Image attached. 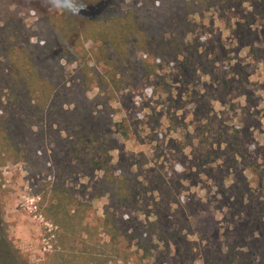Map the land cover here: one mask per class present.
Returning <instances> with one entry per match:
<instances>
[{
  "label": "rangeland",
  "instance_id": "374dc122",
  "mask_svg": "<svg viewBox=\"0 0 264 264\" xmlns=\"http://www.w3.org/2000/svg\"><path fill=\"white\" fill-rule=\"evenodd\" d=\"M99 1L69 0V10L57 6L63 0H22V44L52 53L56 23L82 26L153 5ZM189 23L184 42L168 40L152 52L156 76L108 101L114 122L103 138L107 153L130 171L136 189L118 253L102 228L103 171L78 173L71 182L92 210L88 243L99 260L91 264H264V0H223ZM84 37H67L63 48L95 53L97 44ZM62 63L68 73L77 67ZM37 155L33 175L21 150L0 148V264H63L73 247L85 249L81 240L53 242L52 175L40 164L50 152L40 146ZM133 225L143 238L129 237Z\"/></svg>",
  "mask_w": 264,
  "mask_h": 264
},
{
  "label": "trees",
  "instance_id": "16d2710c",
  "mask_svg": "<svg viewBox=\"0 0 264 264\" xmlns=\"http://www.w3.org/2000/svg\"><path fill=\"white\" fill-rule=\"evenodd\" d=\"M151 1V7L118 10L109 18L102 14L82 26L71 21L56 23L55 51L51 53L50 48L41 53L22 44L17 14L22 0H0V148L21 150L33 175L38 173L39 147L50 152L48 163L40 162L42 168L49 166L52 175L54 230L50 236L57 247L78 240L85 244L83 250L72 248L66 264L99 260L88 243L95 225L92 210L70 188L78 173H104L101 186L108 195V207L102 228L110 237L112 254L120 250V225L132 207L134 179L124 164L112 163L103 139L114 122L108 105L111 96L156 76L152 61L156 47L168 40L176 45L184 42L193 13L223 4V0ZM82 34L97 44L95 53L85 51L81 56L76 47L63 48L67 37L73 40ZM62 61L77 67L68 73ZM95 89L98 93L90 99L88 94ZM137 228L133 225L132 239L143 238Z\"/></svg>",
  "mask_w": 264,
  "mask_h": 264
},
{
  "label": "clouds",
  "instance_id": "9594fccd",
  "mask_svg": "<svg viewBox=\"0 0 264 264\" xmlns=\"http://www.w3.org/2000/svg\"><path fill=\"white\" fill-rule=\"evenodd\" d=\"M57 6H62L64 8L69 9V10H72L75 7L71 2H69V0H63V3L62 4L58 3Z\"/></svg>",
  "mask_w": 264,
  "mask_h": 264
}]
</instances>
